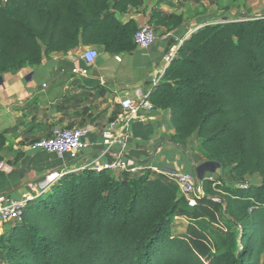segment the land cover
<instances>
[{
    "label": "trees",
    "instance_id": "16d2710c",
    "mask_svg": "<svg viewBox=\"0 0 264 264\" xmlns=\"http://www.w3.org/2000/svg\"><path fill=\"white\" fill-rule=\"evenodd\" d=\"M143 2L0 0V74L79 47L133 51L138 25L120 16ZM147 22L170 32L184 18L154 9ZM99 98L106 101L108 90L63 96L81 106L84 118L65 128L96 123L108 111L92 117ZM148 100L169 112L173 143L196 136L198 150L227 169L231 181L203 178L204 196L191 207L173 181L149 169L68 172L0 234V264H264V16L197 27ZM119 112L114 105L110 121ZM251 176L258 183L247 182ZM175 218L186 222L183 230Z\"/></svg>",
    "mask_w": 264,
    "mask_h": 264
},
{
    "label": "crops",
    "instance_id": "0c3cea01",
    "mask_svg": "<svg viewBox=\"0 0 264 264\" xmlns=\"http://www.w3.org/2000/svg\"><path fill=\"white\" fill-rule=\"evenodd\" d=\"M196 1L203 4V0ZM171 2L173 0H144L141 7L130 9L120 16L122 22L133 19L138 26L148 20L154 9L181 14L184 18V24L173 31L166 32L164 28H160L156 32V42L148 50L134 49L121 54L120 62L115 60V55L94 47L98 51L94 63L84 75L74 74L71 72L73 68L85 67L80 55L86 47H79L71 54L43 59L39 66L0 74V135L3 137L0 143V161L4 163V167L0 169V195L12 200L26 199L33 194L36 197L45 195L62 175L85 165L88 169H93L95 162L102 164L114 158L113 151L103 152L101 127L89 120L85 126H90L93 131L89 136L91 147L80 151L76 156H66L61 162L54 163L46 153L34 148V143L50 136L54 125L76 127L84 119L81 106H74L73 101H56L58 94L69 96L81 92L83 88L103 87L108 90L109 101L101 102H108L109 106L101 118L103 115L109 117L113 106H119L118 102L125 94L137 87L143 93L147 92L152 76L163 72L162 56L172 42L166 34L181 36L187 29L193 31L205 22L246 19L231 18L242 14H234V7H229V0H208L216 11L207 16H192L193 18L184 8L173 7ZM245 6L250 13L257 10L264 12V0H247ZM195 12L194 8L193 14ZM131 85L134 87L121 91L123 87ZM95 102L97 101H93ZM90 113L92 117L98 115L92 111ZM101 118H96V122ZM129 134L126 156L133 174L139 173L135 168L140 165L151 171L155 168L161 171L160 174L164 171L189 172L196 183L206 177L231 181L227 169L207 161L204 153L198 150L196 136L189 138L185 145L170 140L173 128L167 110L153 109L145 112L141 118L131 123ZM20 152L21 157L14 161L16 154ZM175 225L177 230H183L186 222L178 218Z\"/></svg>",
    "mask_w": 264,
    "mask_h": 264
},
{
    "label": "built area",
    "instance_id": "2783aa9c",
    "mask_svg": "<svg viewBox=\"0 0 264 264\" xmlns=\"http://www.w3.org/2000/svg\"><path fill=\"white\" fill-rule=\"evenodd\" d=\"M205 23L210 24L216 22ZM205 23H202L199 26H202ZM191 30L192 29H187L181 36L171 35L170 33L166 34L167 37L172 39V42L162 56L164 69L173 59L177 48L181 45L183 40L192 32ZM133 40L135 43V49L146 51L156 42L157 34L151 25L145 21L138 26L137 31L133 36ZM97 57L98 51L96 48L92 46L86 47L80 55V60L83 61L85 67L83 69L73 68L71 72L84 75L87 68L94 63ZM115 60L120 62V55H115ZM162 74L163 72L152 76L147 92L143 93L139 87L134 88L130 93L125 94V96L118 102L120 107L119 114L112 119L100 133L101 145L104 148L103 152L108 153L113 151L114 158L111 161L102 164L95 162L92 170L100 171L106 169L114 172H130L132 170L130 168V162L126 156V150L130 140V125L133 121L141 118L145 112L154 109L148 100V95L151 89L158 83ZM92 132V128L88 125L80 128L54 127L48 138L41 139L34 143V148L46 153L54 163H59L66 156H76L80 151L91 147L92 143L89 140V136ZM3 167L4 163L0 161V169ZM86 168L87 166L85 165L79 167L77 170ZM146 169V167L140 165L135 168V170L139 172ZM152 170L156 173H161V171H158L155 168ZM162 174H165L177 185L180 194L185 198L189 206L193 207L196 205L197 200L204 196L201 183H196L191 173L164 171ZM209 179L211 180V178ZM34 196L35 195L33 194L26 199L12 200L9 197L0 195V234L3 232L5 225H13L21 219L24 214L26 203L33 200ZM212 200L220 202L218 198H213ZM177 220L178 218H175V222Z\"/></svg>",
    "mask_w": 264,
    "mask_h": 264
},
{
    "label": "rangeland",
    "instance_id": "374dc122",
    "mask_svg": "<svg viewBox=\"0 0 264 264\" xmlns=\"http://www.w3.org/2000/svg\"><path fill=\"white\" fill-rule=\"evenodd\" d=\"M246 1L247 0H229V3H230L229 7H231V8L234 7V9H233L234 14H235V12H237L238 14L239 13L242 14V16L241 15L232 16L231 18H234V19H239V18L254 19V18H259V17L264 16L263 11L257 10V11L250 13L249 12L250 10L246 9V6H245ZM207 3H208V0H203V4L198 3L196 0H173V2H171V5L175 8H184L187 11L188 15L191 18H193V17L198 16V15L207 16V15H210L212 12L216 11V10H214V7L212 5H209V3L208 4ZM194 8H195V11H197V12H195V14H193ZM74 92H76V91H74ZM60 93H61V91H60ZM58 95L56 97V101H62L63 96H58ZM93 101H97V102L93 103L91 106V111L95 112V113H101V112L105 111V109L107 110V107L109 106L108 102L107 103L101 102V101H104L102 99H96ZM106 101H109L108 98L106 99ZM109 122H110V118L103 115L101 120L99 122H96V124L99 125L101 127V129H103L106 127V125ZM54 126H55V128L56 127L57 128H64L60 125H54ZM50 134H51V132H50ZM246 179H247V182H249V183H253V184L258 183L257 176L247 177ZM228 182H230V180H228ZM176 225H178V224H176ZM11 226H12L11 224L5 225L4 231H8L9 228H11Z\"/></svg>",
    "mask_w": 264,
    "mask_h": 264
},
{
    "label": "water",
    "instance_id": "95a60500",
    "mask_svg": "<svg viewBox=\"0 0 264 264\" xmlns=\"http://www.w3.org/2000/svg\"><path fill=\"white\" fill-rule=\"evenodd\" d=\"M170 44V43H169ZM134 87V85H131V86H129V87H123L122 89H121V91H125V90H127V89H131V88H133Z\"/></svg>",
    "mask_w": 264,
    "mask_h": 264
}]
</instances>
